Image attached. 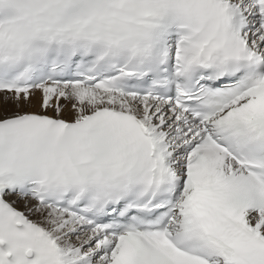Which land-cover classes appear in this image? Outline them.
Segmentation results:
<instances>
[{
	"label": "snow or ice",
	"instance_id": "6c2138e0",
	"mask_svg": "<svg viewBox=\"0 0 264 264\" xmlns=\"http://www.w3.org/2000/svg\"><path fill=\"white\" fill-rule=\"evenodd\" d=\"M0 264H264V0H0Z\"/></svg>",
	"mask_w": 264,
	"mask_h": 264
}]
</instances>
